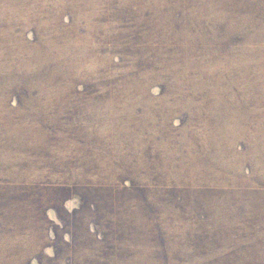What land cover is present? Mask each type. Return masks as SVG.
<instances>
[{"label": "rangeland", "instance_id": "374dc122", "mask_svg": "<svg viewBox=\"0 0 264 264\" xmlns=\"http://www.w3.org/2000/svg\"><path fill=\"white\" fill-rule=\"evenodd\" d=\"M0 264H264V0H0Z\"/></svg>", "mask_w": 264, "mask_h": 264}]
</instances>
